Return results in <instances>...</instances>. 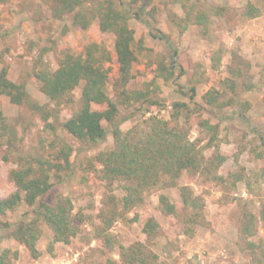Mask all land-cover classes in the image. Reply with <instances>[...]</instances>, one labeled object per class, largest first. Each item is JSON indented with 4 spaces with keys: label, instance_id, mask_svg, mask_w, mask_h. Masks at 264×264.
Segmentation results:
<instances>
[{
    "label": "rangeland",
    "instance_id": "1",
    "mask_svg": "<svg viewBox=\"0 0 264 264\" xmlns=\"http://www.w3.org/2000/svg\"><path fill=\"white\" fill-rule=\"evenodd\" d=\"M109 6L129 12L127 22L135 33L138 60L126 86L118 81L116 31H104L100 25L99 12ZM251 6L257 11L255 17L247 14ZM82 7L87 27L74 21ZM82 7L59 16L54 0H0V69L7 66L9 78L24 82L31 98L42 107L15 104L0 95V197L18 190L12 170L37 166L39 158L48 159L57 167L51 170L54 186L45 199L54 204L59 195L70 197L80 228L70 243L52 245L53 232L42 223L37 242L40 255L34 257L13 237L18 225L33 216V208L23 203L1 217L9 227L0 229V249L11 250L13 264H108L109 259L120 262L121 246L142 242L158 255V264H253L239 229L241 216L253 214L256 233L250 239L264 241V0H85ZM139 9L142 20L134 15ZM153 34H164L169 42ZM94 42L112 56L107 63L111 98L118 100L119 90L125 87L130 92L150 90L152 102H158L120 105L116 118L120 128L147 130L152 115L174 120V102H186L188 107L178 110L179 120L172 125L188 129L191 139H200V146L212 142L206 158L217 153L227 157L218 171L225 181L207 180L185 170L173 185L164 175L144 193L142 203L124 208L122 198L131 183H110L96 161L100 151L114 146L111 124L103 121L108 134L94 145L83 143L62 125L80 107L85 81L55 102L40 91L34 76L41 55L54 71L67 53L79 55ZM171 45L178 51L177 65L167 81L158 66L171 60ZM227 80L236 82L235 93L227 87ZM193 85L197 90L191 99ZM213 88L221 92L222 100L233 98V104L222 108L208 105L203 96ZM238 95L248 102V123L240 117ZM92 107L106 109L105 104ZM204 118L219 126L213 141L211 132L200 125ZM68 146L72 148L69 165L61 151ZM236 176L242 179L234 182ZM182 186H189L205 201L200 224L191 223L189 233L183 220L193 210L182 205ZM161 194L177 205L181 217L161 210ZM105 218L111 219L110 227ZM150 218L158 222L151 235L143 231Z\"/></svg>",
    "mask_w": 264,
    "mask_h": 264
},
{
    "label": "trees",
    "instance_id": "2",
    "mask_svg": "<svg viewBox=\"0 0 264 264\" xmlns=\"http://www.w3.org/2000/svg\"><path fill=\"white\" fill-rule=\"evenodd\" d=\"M85 0H54L57 6V15L72 12L78 7H82ZM141 9V8H140ZM137 10L134 15L138 19H143L141 10ZM247 14L251 17L257 16V11L251 6ZM100 11V10H99ZM128 16L124 10H117L109 6L107 10L100 11V25L104 31H116L115 51L119 64L118 81L126 86L133 78L132 66L138 60L135 33L128 25ZM75 24L87 27L89 22L85 15V9L76 12L74 16ZM202 20V19H201ZM179 21V26L181 25ZM184 33L185 27L181 28ZM155 37L169 38L164 34H153ZM171 60L160 62L158 70L165 80H170L174 76L177 65L176 48L171 45ZM112 61L111 53L107 48L99 43L86 45L85 51L79 55L67 53L60 66L51 71L44 63L42 55L37 61V68L34 76L40 84V91L49 99L59 102L73 90L82 80L85 81L82 89L81 105L73 112V115L62 122L63 127L73 136L87 145H94L104 140L108 130L103 121L109 122L112 126L114 146L108 150L100 151L96 155V161L101 164L105 178L111 183L114 180H126L131 184L126 186L127 193L122 198V203L126 210L132 209L143 202L144 193L151 187L156 186L162 176H168L173 185L181 177L183 171L191 174L200 173L207 180L225 181V177L219 175L218 171L227 157L217 153L206 158L205 151L212 145V142L200 146V139L193 140L189 136V130L172 125L178 121L180 108L188 107L186 102H174V120H166L157 115L150 116L147 130L131 129L123 131L117 123L119 106H132L135 102H152L150 90H136L130 92L125 87L119 90L118 100L111 98L107 92L110 67L107 63ZM185 74V70H181ZM227 87L236 92V82L227 80ZM196 85L191 87L190 98L196 96ZM0 95H6L15 104H28L34 109L41 110L42 107L35 102L27 91L24 82H16L9 78L7 66L0 69ZM238 95L237 100L242 106L240 117L248 123L246 111L248 102L242 101ZM205 102L212 106L222 108L233 104V98L221 99V92L215 88L206 92L203 96ZM93 104H105V110L93 109ZM177 112V114H176ZM200 125L210 133V141L218 136V124H211L209 119H202ZM71 147H62V154L66 163L70 164ZM38 165L20 167L11 171V177L17 184L18 190L8 197H0V229L9 227L7 222L1 220L9 211H14L21 204L26 203L33 208V216L30 220H24L13 232V237L25 244L34 257H38L40 252L37 242L42 235L41 224L45 223L53 232V242L70 243L79 233V224L75 221L73 210L74 204L70 197L59 195L57 201L51 204L46 201L45 196L54 186L52 182L51 170L57 165L50 160L39 158ZM63 167L62 165H60ZM236 176L234 182L241 180ZM182 205L193 210L192 216H187L183 222L189 225L186 233L191 229V223H199L203 217L205 201L196 195L189 186H182L180 190ZM161 210L165 214H172L181 217L177 205L170 201L166 194L160 196ZM264 208V205H263ZM186 217V216H185ZM107 226L112 224L111 219L105 218ZM264 222V212L262 214ZM200 224V223H199ZM158 222L150 218L143 231L149 235L157 230ZM240 235L243 238L246 250L250 253L253 264H264V241L256 242L250 238L256 233L255 216L245 213L240 218ZM53 247V246H52ZM52 251V248L49 247ZM11 250L0 249V264H13L9 259ZM17 256V254L15 255ZM108 264H158V255L146 248L142 242H136L129 246L120 247V262L109 259Z\"/></svg>",
    "mask_w": 264,
    "mask_h": 264
}]
</instances>
